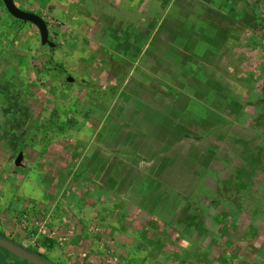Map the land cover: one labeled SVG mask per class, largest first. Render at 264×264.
<instances>
[{
    "label": "rangeland",
    "instance_id": "rangeland-1",
    "mask_svg": "<svg viewBox=\"0 0 264 264\" xmlns=\"http://www.w3.org/2000/svg\"><path fill=\"white\" fill-rule=\"evenodd\" d=\"M148 1L147 12L145 0H14L46 22L49 48L0 0V225L59 264H264V0H235L245 15L216 16L226 47L208 65L163 64L155 50L123 62L143 44L138 34L128 45L136 26L145 33L165 14L162 2ZM104 27H122L124 56L115 39L111 48L96 39ZM196 78L213 84L210 98ZM121 88L142 106L161 108L163 150L143 141L152 134L151 108L137 104L139 119L128 125L135 105L119 110ZM187 98L221 107L222 120L200 124L203 113ZM186 133L201 139L168 146ZM152 150L163 158H140ZM112 172L121 173L115 183ZM142 181L163 183L162 201L147 208L161 221L163 240L152 249L163 247V256L124 236L138 219L142 229H159L144 219V200L127 198L128 185ZM102 183L113 190L103 200L93 191ZM40 229L58 233L49 238Z\"/></svg>",
    "mask_w": 264,
    "mask_h": 264
},
{
    "label": "crops",
    "instance_id": "crops-1",
    "mask_svg": "<svg viewBox=\"0 0 264 264\" xmlns=\"http://www.w3.org/2000/svg\"><path fill=\"white\" fill-rule=\"evenodd\" d=\"M110 1H115V0H110ZM141 1L142 0H140V2ZM145 1H147L146 2L147 7H145V10L148 12V10H150L149 9L150 2L148 0H145ZM157 1H160L163 3V5H165V9H163V12H165V14H163V17L165 16V18L161 17V14L160 15L157 14L159 17L157 16L158 18H153L152 24H150L149 29L146 30L145 33L143 31V28L140 27L142 29V30L140 29L141 30L140 31L138 27L136 26V28L132 31L133 33L130 35V41L128 42V45L131 41L134 42V45H137L136 38L138 37L134 35H138V34L144 35L143 44L140 47L139 51L134 56V59H133L134 61L132 60V62L131 61L129 62L128 60L129 58H125L121 56L122 57L121 60H123V62L136 64L137 61L139 62L141 58H144V56H146L147 58V55L151 53L153 50H155L160 55V58H157L156 60L160 59L161 60L160 63H163V64H169V62H171V63H175L179 65V63H182V62H184L185 64L186 62L187 63L191 62L195 66H198L200 64L208 65L210 56L217 55V54L220 55L221 53H224L222 49L226 47L225 46L226 40L218 37L219 33L218 34L215 33L216 31H215L214 26L216 23V19H215L216 16H220L223 19H226L225 18L226 16H231L233 14L243 15L244 13H246V9L245 11H242V8L238 10L236 7H233L231 2L235 0H157ZM140 2L136 3L135 7H137ZM145 10H142V11L144 12ZM181 19L185 20V22L183 21L185 24L179 23L181 22L180 21ZM177 26L179 27L177 28ZM106 27H104V29H101L100 31H97L98 34L96 36V39L97 40L103 39V40H100L102 44L104 43L106 47H110V48L112 47L111 46L112 40L115 39V41L117 42L115 46L116 47L115 50L122 49L120 51H122L121 55H123L125 52V47H127V45L123 43L121 46V44H119L120 41L119 42L117 41V39H120V36H119L120 33H122V31H118V29L122 27L117 28V29H111V32L105 30ZM183 29L186 31L185 33H182ZM147 31H149L148 35L146 34ZM220 31L222 32V29ZM119 46H120V49H119ZM98 58L96 60L100 61ZM199 70H200L199 67L196 68L195 75L197 77H199L201 74V71ZM149 73L152 74V72H149ZM114 77L117 80L119 78L117 76H114ZM152 79L153 81H157V82L160 81L159 78H157L156 76L154 78L152 77ZM196 79L199 80V83L197 85H203L206 83L205 84L206 87L202 91L203 98H205L206 96L207 97L209 96L210 98V95H213L212 93L214 89L213 84L209 85L210 81L201 80L198 78ZM160 83L162 82L160 81ZM165 89H167V87H165ZM127 92L128 91L124 92L123 88L119 90L118 95L120 97L126 94V98L123 97V100L120 102L121 107L119 110L120 111L123 110V105L125 103L133 102L135 105L133 115L126 118V120L129 123L128 125H130L132 122L136 125L137 120L139 119V116L137 114L138 112L137 104L139 106H142V105L137 100V97H134V99L132 100L131 95L129 96V93ZM167 92H169V95H174L176 91L169 88ZM180 97L181 99H183V96H180ZM202 101H204V99ZM186 102H189L190 104L195 106V108L199 110V113L201 114L203 113V116L197 117L196 119L197 122H199L200 124H203V122L215 120L214 117L218 118L219 120H222L219 112L224 111V109H221V107H218V110L211 111V108L209 106L201 103L200 101L196 99L187 98ZM146 106L147 105H145L144 103L142 107H145V109H147ZM149 108H151L150 112L152 113L150 116V118H152L151 121L154 122L149 127L152 130V134L149 136L143 137L144 138L143 141L144 143L151 146V148L154 144L155 145L158 144L160 145V149L163 150V116H162L163 111L161 110V108H156V107H149ZM235 111L236 113L234 117L240 114L238 113L239 111H243V106L242 105L237 106L235 108ZM179 112L182 113L181 111ZM206 115L207 116L209 115V116L207 117ZM205 116L207 117V119H204ZM223 120H224V117H223ZM142 139H137V141H141ZM200 139H201V136H193L192 134L190 135L186 133L179 137L172 138L170 141H168L169 142L168 146L171 147L175 143H179L182 140L195 141V140H200ZM162 150L161 151L152 150L151 153L141 156L140 158L141 159H149V158L156 159L157 157H159L162 159L163 158ZM213 173H214L213 171L210 172L211 175ZM109 174L115 177L113 178L111 176L113 179L112 180L113 182L118 181L119 176H121V173L116 174V172L115 173L112 172ZM133 183L132 184L130 183L127 187L128 188L127 198L129 199L133 195H137L136 196L137 198L144 200L146 203H140L141 201H139V204L141 205V207H144L146 209L145 211H143V215L145 216L144 219L145 220L147 219V221L150 223H154L156 226L161 225V221H159V219H157L156 217L152 216L147 211V208H149L148 206L155 202L162 201L163 183H149L148 181L144 183L142 181L139 185H137L136 183L134 184ZM108 189L109 188L105 187V185L102 183L100 185L96 184L95 187L93 188V191H96V193H100L101 197L99 198L103 200L105 199V196H107V194L113 193V190H108ZM91 191H92V188H91ZM120 196H121V200L125 199L124 195H120ZM100 199L98 200L97 204H102ZM130 207L134 208L133 205ZM140 220L141 222L143 221L142 219H138L137 222L135 221L136 225L135 227L132 228L134 231H131V232L128 231L127 232L128 235L124 234V236L127 238H130L131 240L133 239L135 243L137 242L138 243L142 242L144 244L149 243L151 246H153V247L148 248L150 249V251L155 253V250L157 249L159 251L158 252L156 251V255L163 256V247L152 249V248H155L154 242L156 241L161 242L163 240V231L160 230V226L157 227L159 228L158 230L156 229L157 231H155V229L152 227L151 228L144 227L142 229L139 227ZM143 223L145 224V222ZM102 227L99 228V231H103L104 227L103 228ZM136 231L140 232L139 237L135 236L136 234L134 233H137ZM107 232L109 233L110 230H108ZM115 233L116 231H114V235ZM116 235L119 236L120 234L116 233ZM117 236H115V238H117ZM123 237L120 236V238L122 239Z\"/></svg>",
    "mask_w": 264,
    "mask_h": 264
},
{
    "label": "water",
    "instance_id": "water-1",
    "mask_svg": "<svg viewBox=\"0 0 264 264\" xmlns=\"http://www.w3.org/2000/svg\"><path fill=\"white\" fill-rule=\"evenodd\" d=\"M4 8L8 12V14L14 19L20 20L22 22H28L34 25L39 33L40 44L42 46H48L49 48H54L55 43L49 40V33L46 22L37 14L25 10H21L18 8L14 2V0H1ZM67 82H73L72 77H66ZM23 159V154L18 153L14 164L15 166L21 165V160ZM0 247L6 249L10 253L15 256L27 260L32 264H45L43 261H46L48 264H53L50 261L43 258L39 253L31 251L11 239L0 234Z\"/></svg>",
    "mask_w": 264,
    "mask_h": 264
},
{
    "label": "flooded vegetation",
    "instance_id": "flooded-vegetation-1",
    "mask_svg": "<svg viewBox=\"0 0 264 264\" xmlns=\"http://www.w3.org/2000/svg\"><path fill=\"white\" fill-rule=\"evenodd\" d=\"M20 153V152H19ZM0 234L11 239L12 241L16 242L17 244L31 250V251H34L36 253H39L43 258H45L46 260L50 261L51 263L53 264H59L58 262L54 261L53 259H51L44 251H41L39 250L38 248L34 247L31 245V242L23 239V240H19V238H17L16 236L14 235H11L5 231H3L1 225H0ZM25 240V241H24ZM6 256V258L8 257H11L14 261H17L16 264H32L30 263L29 261L27 260H24V259H21L17 256H15L14 254L10 253L9 251H7L6 249L0 247V264H13L12 261H9V260H5V256H2L3 254ZM4 260H3V259ZM45 264H48L46 263V261H43Z\"/></svg>",
    "mask_w": 264,
    "mask_h": 264
},
{
    "label": "built area",
    "instance_id": "built-area-1",
    "mask_svg": "<svg viewBox=\"0 0 264 264\" xmlns=\"http://www.w3.org/2000/svg\"><path fill=\"white\" fill-rule=\"evenodd\" d=\"M40 232H42V234L48 235L49 238H51L53 236H56V234L58 233L56 230H54V231L51 232V235L49 234V232L46 234V231L44 229H40Z\"/></svg>",
    "mask_w": 264,
    "mask_h": 264
},
{
    "label": "trees",
    "instance_id": "trees-1",
    "mask_svg": "<svg viewBox=\"0 0 264 264\" xmlns=\"http://www.w3.org/2000/svg\"><path fill=\"white\" fill-rule=\"evenodd\" d=\"M14 20H16V19H14Z\"/></svg>",
    "mask_w": 264,
    "mask_h": 264
}]
</instances>
